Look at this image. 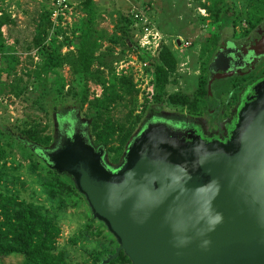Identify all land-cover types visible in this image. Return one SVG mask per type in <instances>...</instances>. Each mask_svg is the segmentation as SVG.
I'll return each instance as SVG.
<instances>
[{"label":"water","instance_id":"1","mask_svg":"<svg viewBox=\"0 0 264 264\" xmlns=\"http://www.w3.org/2000/svg\"><path fill=\"white\" fill-rule=\"evenodd\" d=\"M240 119L228 146L183 148L148 125L111 171L83 130L40 153L116 238L105 263L264 264V94Z\"/></svg>","mask_w":264,"mask_h":264},{"label":"rangeland","instance_id":"2","mask_svg":"<svg viewBox=\"0 0 264 264\" xmlns=\"http://www.w3.org/2000/svg\"><path fill=\"white\" fill-rule=\"evenodd\" d=\"M51 1L3 0L1 2V6L16 21L15 25L2 27L5 44L12 53L20 57V64L17 67L18 75L30 83L29 90L21 98L11 96L4 87L6 83L10 82L11 77L3 76L0 87V147L5 150L0 159V167L9 174L8 180L4 182L3 187L7 191L17 192L20 197L26 200L44 204L48 208L55 204V200H50L41 188V181L45 179V172L41 169L33 171L29 168V162L36 161L37 157L31 156L29 152H27V155L24 154L20 143L28 146L36 145L34 146L38 149L36 151L50 152L55 146H58L60 138L64 135L65 126L70 122L71 124H76L78 130L83 129L90 143H94V136L91 133V118L87 115V104L82 106L76 96H56L52 92L45 95L42 106L35 102L38 97L37 84L30 78L29 73L35 69L40 57L37 48L29 50V47L33 44L42 4L46 2L51 4ZM82 1L71 0L73 7L72 23L66 21L60 27L65 31V35L68 38L72 37V29L84 17V13L81 10ZM94 1L100 11L99 28L110 35L114 30L119 14H128L133 18V8L144 12L149 20L147 26L156 27L160 31L162 36L161 46L169 44L174 49L179 60L177 70L171 75L167 86L168 93L178 91L194 93L199 87V82L202 78L201 74L204 73L203 75L205 76L207 74L208 56L214 46V42L219 38L220 32L226 26L233 25V23L239 30H242L250 12H261L263 10L262 3L258 4L259 1L256 0H223L224 4L219 13L220 21H215L210 15V11L197 3L201 1V3L209 5L212 0ZM201 16L206 19L202 20ZM141 22L134 19L132 25L133 40L136 42L134 49L127 50L121 44L111 45L108 40H103L102 42L103 49L107 46H113L115 56H120L113 64L114 75L117 77H132L136 88L139 90L136 100V114H140L141 119L135 126L134 135H137L154 117H172V119H176L184 115V109L186 108L171 106L166 102L159 105V107H155L153 98L152 100L147 98V92L154 84V79H151V76L154 75L152 63L158 58V53L152 54L153 52L143 51L139 48L136 34L143 29L144 24ZM56 29L52 26L47 41H50L56 35L60 42H65L63 34H55ZM178 40H180L182 46L178 45ZM187 42L190 45L186 46ZM73 49V46L65 44L62 48V53H67ZM120 64L125 67L120 68ZM60 73L67 82L66 92L73 78L72 72L68 65H64L60 69ZM88 85L90 98L102 95L103 86L101 84L90 81ZM38 91H40L39 88ZM130 107L131 104L126 100L116 104L113 107L114 118L123 121ZM156 108H158L157 111ZM30 121L38 123L40 127H46L45 134L52 137L49 145L36 144L17 131L16 125L23 126ZM201 123L206 133H208L209 128L206 125L208 124L209 126V122L207 118L202 120ZM41 147L44 150H40ZM95 147L96 149H104V163L111 166L110 158L112 154L107 148L96 145ZM39 163L43 165L41 161ZM76 202L78 203L75 204L74 202L73 204L71 200H68L66 207L63 210H59L58 220L61 233L56 239L58 250H65L70 261L74 263L83 262L85 264H93L94 256L99 254V256L103 257V251L105 250L110 255L114 254L115 252L111 253V251L113 248L116 251L118 245L110 244V242L116 240V238L114 237V239L99 222L91 221L92 211L89 204H86L83 200ZM90 222H92L91 226L86 232L85 224ZM22 262L23 257L20 255L0 257V264H22Z\"/></svg>","mask_w":264,"mask_h":264},{"label":"trees","instance_id":"3","mask_svg":"<svg viewBox=\"0 0 264 264\" xmlns=\"http://www.w3.org/2000/svg\"><path fill=\"white\" fill-rule=\"evenodd\" d=\"M0 0V87L3 76L11 77L10 82L4 85L6 91L15 98H21L30 87L17 73L20 64V57L10 51L5 44L2 27H10L16 24L12 15L1 6ZM259 1L261 4L263 0ZM210 11L215 21H220L223 0H212L209 5L197 2ZM81 10L84 17L71 31V38H68L65 31L59 26L55 34H63L65 42H60L54 35L47 41L49 31L52 29L51 21L52 8L49 2L42 4L39 20L36 25V33L33 44L29 47L37 48L40 57L34 70L29 75L37 84L38 97L36 103L41 104L45 95L52 92L56 96L74 95L81 105L87 104V115L91 118V133L94 136L96 146H105L112 154L111 161L119 163L125 146L132 137L136 124L140 121L141 115L136 114V100L139 90L136 88L133 78L130 76L117 77L113 73V64L120 56H115L114 47L107 46L104 49L103 40L110 44H121L127 50L136 47L132 25L134 19L128 14H119L114 25L112 34L99 28L100 11L94 0H83ZM202 20L205 17L201 16ZM67 44L74 49L62 53L63 46ZM124 51V50H123ZM203 53V51H202ZM123 54V53H122ZM178 57L169 44H163L158 58L152 63L154 67V88L153 105L159 107L163 103L171 106L186 107L190 112L201 109L202 99L206 93V76L202 75L199 87L194 93L178 91L168 93L167 86L171 75L178 67ZM68 65L72 72V81L69 89L65 92L67 82L60 73V69ZM103 86L100 97L90 98L89 82ZM38 88L40 91H38ZM126 100L131 107L123 121L114 118L113 107L119 102ZM157 110V108H156ZM17 131L26 136L36 144L49 145L52 137L45 134L46 127H40L36 122H28L25 125H16ZM24 154L36 156L37 160L29 162V168L33 171L44 170L45 179L41 181V188L50 200H55L51 208L44 204L26 200L17 192L7 191L3 187L8 180L9 174L0 167V257L20 255L23 257L22 264H85L83 262H72L68 259L65 250H58L56 239L61 233L58 220L59 210L66 207V202L71 200L77 204L83 200L88 204L85 196L79 191L74 180L68 174H62L46 164L42 153L36 151L34 146L20 143ZM5 150L0 147V159ZM44 165H41L39 163ZM5 166V164H4ZM92 222H99L107 228L104 222L95 218L92 214ZM85 224L86 232L91 223ZM109 231V230H108ZM110 235H114L109 231ZM115 239V238H114ZM118 245L114 240L110 244ZM115 252V248L111 253ZM103 257L94 256L93 264H131L130 259L121 252L117 258L105 263L110 256L107 250L103 251Z\"/></svg>","mask_w":264,"mask_h":264},{"label":"flooded vegetation","instance_id":"4","mask_svg":"<svg viewBox=\"0 0 264 264\" xmlns=\"http://www.w3.org/2000/svg\"><path fill=\"white\" fill-rule=\"evenodd\" d=\"M262 7L261 12L248 14L242 30L233 23L226 26L214 42L208 56L206 93L201 109L190 112L185 108L184 115L176 119L154 117L137 135L133 133L119 163L112 162L110 158L112 165L105 164L104 154L101 163L110 171L122 166L128 158L129 146L148 125L183 148L198 143L204 146L234 143L242 110L264 94V0ZM206 118L208 133L201 123ZM73 124L67 123L64 132L78 130V126ZM91 145L96 149L94 143ZM46 164L49 166L47 161Z\"/></svg>","mask_w":264,"mask_h":264},{"label":"built area","instance_id":"5","mask_svg":"<svg viewBox=\"0 0 264 264\" xmlns=\"http://www.w3.org/2000/svg\"><path fill=\"white\" fill-rule=\"evenodd\" d=\"M50 5L52 8L51 21L54 28L62 26L66 21L72 23L73 7L71 0H52ZM134 9L135 8H133L132 10L133 18L136 21H142L141 23L144 24L142 31H139V33L136 34L139 48L143 51L145 50L150 51L151 53L153 52L152 54L158 53L159 56V53L162 49V46L160 44L162 40L160 31L156 27L147 26L149 20L145 16L144 12L142 10ZM188 45H190L189 42L186 43V46ZM119 67L123 68L125 66H121L120 64ZM151 79H154V75L151 76ZM154 90L155 89L153 84L152 88H150L147 92V98H149L150 100H152L154 96Z\"/></svg>","mask_w":264,"mask_h":264},{"label":"crops","instance_id":"6","mask_svg":"<svg viewBox=\"0 0 264 264\" xmlns=\"http://www.w3.org/2000/svg\"><path fill=\"white\" fill-rule=\"evenodd\" d=\"M179 46H181V44Z\"/></svg>","mask_w":264,"mask_h":264}]
</instances>
